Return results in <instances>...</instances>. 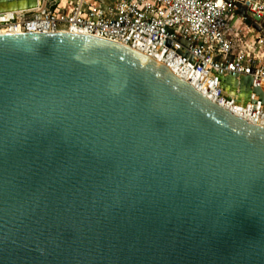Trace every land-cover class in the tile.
I'll use <instances>...</instances> for the list:
<instances>
[{
  "label": "water",
  "instance_id": "95a60500",
  "mask_svg": "<svg viewBox=\"0 0 264 264\" xmlns=\"http://www.w3.org/2000/svg\"><path fill=\"white\" fill-rule=\"evenodd\" d=\"M0 264H264V128L125 46L1 34Z\"/></svg>",
  "mask_w": 264,
  "mask_h": 264
},
{
  "label": "built area",
  "instance_id": "2783aa9c",
  "mask_svg": "<svg viewBox=\"0 0 264 264\" xmlns=\"http://www.w3.org/2000/svg\"><path fill=\"white\" fill-rule=\"evenodd\" d=\"M9 25L0 30L85 35L133 49L264 128V0H46Z\"/></svg>",
  "mask_w": 264,
  "mask_h": 264
},
{
  "label": "bare ground",
  "instance_id": "6f19581e",
  "mask_svg": "<svg viewBox=\"0 0 264 264\" xmlns=\"http://www.w3.org/2000/svg\"><path fill=\"white\" fill-rule=\"evenodd\" d=\"M14 22H17V23L20 22V18H15V21H14ZM5 24H6L7 26H6ZM5 24H0V25H1L2 27L5 26L6 29H7V28L10 26L9 24L12 25V22L5 23ZM5 32H6V31H5L4 29H1V30H0V35H1V34H5Z\"/></svg>",
  "mask_w": 264,
  "mask_h": 264
}]
</instances>
